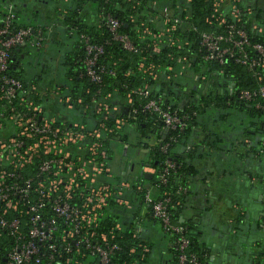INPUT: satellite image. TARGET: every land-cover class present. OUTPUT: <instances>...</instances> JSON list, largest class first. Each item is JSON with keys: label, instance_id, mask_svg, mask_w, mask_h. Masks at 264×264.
<instances>
[{"label": "trees", "instance_id": "obj_1", "mask_svg": "<svg viewBox=\"0 0 264 264\" xmlns=\"http://www.w3.org/2000/svg\"><path fill=\"white\" fill-rule=\"evenodd\" d=\"M252 1L71 0L72 4L63 14L66 32L72 33L76 40L72 54H68L64 60L67 69L65 76L71 84L60 88L61 91L69 97V103L75 110L93 114L99 123H103L106 143L124 141L128 124H132L141 137L152 140L151 143L142 144L144 147H151V164L158 171L151 178L142 176L132 180L133 193L147 209L149 218L154 221L151 205L142 202L143 191H139L138 186L146 187L145 184H149L154 189L153 195L158 199L170 196L167 207L171 218L184 226V234L190 241L187 250L196 254L201 264H209V254L201 242V234L193 222L180 220V212L188 195V178L196 172L193 165L187 162L194 151L187 148L181 154L175 150L179 145H186V139L198 118L206 115L209 109L213 110V115L222 118L237 116L243 120L252 119L254 126L264 124V112L256 108L253 102L239 97L243 89L252 90L264 85V66L249 68L228 56L222 62L208 58V51L201 41L202 32L226 34L231 25L234 29L244 30L250 44L259 43L264 47V31L261 30L264 6L257 8ZM8 3L12 4V12L18 19L25 9L18 0H0V18L5 15L4 7ZM217 3L220 4L219 7ZM164 5L171 9L168 17L160 12ZM233 12H236V17ZM91 14L94 16L92 19ZM107 15L118 20L117 31L128 36L134 46L133 50L125 49L121 42L112 38L113 33L106 22ZM166 18L169 21L166 25L168 30H164L163 26L159 27V23ZM174 18H178V22L173 23ZM13 26L38 27L29 18L25 22L15 21ZM81 35L88 38L89 43L102 46L103 51L97 55L93 66L100 76L99 82L90 80L86 74L85 41ZM20 48L23 46L12 50L8 72L19 78L24 88H28L29 82L22 76L20 62L14 57L16 49ZM244 48L249 57L258 56L251 45H245ZM182 66L184 70H190L193 75L198 76L197 87L186 89L178 81L177 70ZM143 88L149 89L147 97L138 93ZM34 98L41 100L40 93L35 94ZM147 98H160L163 107L184 118L186 126L166 130L156 114L144 109ZM103 102L110 107H117L106 119H103L102 111L96 113L93 108ZM260 102L264 104V98H260ZM84 106L85 110L82 109ZM117 118L124 122L120 127L115 123ZM252 123L249 124L253 125ZM254 126L253 130L257 131L258 126ZM246 129L249 127L245 128V132ZM260 130L262 138L256 144V152L264 157V125L260 126ZM165 143L168 146L162 151L161 147ZM166 158L175 163V168L165 174V181H160L157 176L163 173V161ZM180 187L182 188L179 189ZM121 208L122 205L111 200L97 226L99 231L113 235L112 241L117 245L108 264H144L148 260L151 244L140 231L137 232V216H134L136 219L133 222L116 227ZM164 232L171 235L174 264H178L174 236L168 231ZM3 243L7 245L0 243L1 252L7 250L10 242ZM261 253L264 264V248Z\"/></svg>", "mask_w": 264, "mask_h": 264}, {"label": "built area", "instance_id": "obj_2", "mask_svg": "<svg viewBox=\"0 0 264 264\" xmlns=\"http://www.w3.org/2000/svg\"><path fill=\"white\" fill-rule=\"evenodd\" d=\"M4 9L5 15L0 18V243H10L5 252L0 251V264H108L117 245L112 241L113 235L99 231L97 226L111 200L125 209L131 206L128 194L134 179L113 173V148L109 145L113 141L105 142V128L97 117L75 110L59 87L51 95L59 106L73 114H50L46 101L34 98L40 93L36 85L24 88L22 81L8 72L14 48H41L45 37L39 27L13 26L18 19L12 4H5ZM160 12L168 17L171 9L164 5ZM167 19L162 22L164 30H168ZM178 20L174 18L173 23ZM106 22L112 38L125 49L133 50L128 36L117 31L118 20L107 15ZM228 27L226 34L201 33L207 57L222 62L228 56L249 68L264 66V47L250 44L244 30ZM81 38L85 41L86 74L99 82L93 66L102 46L89 43L82 35ZM245 45H251L258 56L249 57ZM138 93L147 97L149 89ZM239 97L264 112L260 102L264 85L243 89ZM143 107L156 114L166 130L186 126L184 118L163 107L160 98H147ZM93 108L96 113L103 112V119L117 110L104 102ZM115 123L117 127L124 124L121 118ZM167 146L165 143L161 150ZM163 164V173L157 176L160 181H165V174L175 168L168 158ZM150 169L152 176L158 171L153 165ZM138 190L143 191L142 202L151 205L152 215L163 231L173 234L178 264H201L196 254L187 250L190 241L184 226L171 218L167 207L170 196L158 199L153 195L154 189L142 185Z\"/></svg>", "mask_w": 264, "mask_h": 264}, {"label": "crops", "instance_id": "obj_3", "mask_svg": "<svg viewBox=\"0 0 264 264\" xmlns=\"http://www.w3.org/2000/svg\"><path fill=\"white\" fill-rule=\"evenodd\" d=\"M40 1L42 8L48 5L47 0ZM58 1L53 9L54 15L46 8L42 20L37 17L38 10L37 14L35 12L30 17L26 16L25 12L20 14L18 21L25 22L28 18L34 20V24L43 31L45 40L38 49L30 46L16 49L14 57L20 62L21 68L28 54L34 67L48 59L57 61L60 57L59 71L64 81L56 78L53 87L39 89L34 80H27L29 84L36 85L41 99L46 101L48 112L59 117L73 113L59 106L51 91L71 84L65 76L67 69L64 60L68 54H72L76 38L72 33L66 32L63 23V14L72 2ZM252 2L257 8L264 6V0ZM18 3L25 6L23 0H18ZM90 18L94 16L91 14ZM262 20L261 30L264 31V16ZM162 26L163 24L159 23V27ZM66 38H70V41ZM26 48H29L28 52ZM49 48L54 55H42V51H49ZM177 71V79L186 89L198 86L199 78L193 75L192 71L184 70L183 66ZM213 114V110L209 109L206 115L199 117L186 139V145H179L175 150L183 154L187 148L192 149L193 156L187 159V162L196 170L195 174L188 178V195L180 212V220L193 222L200 232L201 242L209 254V264H263L261 252L264 248V157L256 152V144L262 138L260 126L264 124L254 126L250 118H222ZM253 126H258L259 129L255 131ZM126 137L124 141L113 142H126ZM143 144L135 149V153L147 155L144 162H141V157L134 160L128 155L124 158L119 155L112 165L116 176L125 174L131 179H136L144 172L151 173V147H144ZM111 146L114 150V146ZM145 186L150 187L149 184ZM128 195L131 206L119 209V224L133 222L136 219L134 216H137L138 231L151 244L148 260L144 264H174L171 235L163 231L159 222L149 218L147 209L140 204L132 189Z\"/></svg>", "mask_w": 264, "mask_h": 264}, {"label": "rangeland", "instance_id": "obj_4", "mask_svg": "<svg viewBox=\"0 0 264 264\" xmlns=\"http://www.w3.org/2000/svg\"><path fill=\"white\" fill-rule=\"evenodd\" d=\"M24 4H25V15L26 16H33L36 12L37 14V10H38V14L37 17L39 19H43V15H44V10L47 8V10L52 11L55 7L56 4L59 3L58 0H47L48 1V5H46V7H41L42 2L40 0H31L32 2H27L26 0H23ZM41 9V10H40ZM54 15V12L52 13ZM67 41H70V38H66ZM47 44H50L49 42H47ZM29 47V46H27ZM29 51V48H26V52ZM46 51H48L46 49ZM42 51V55L44 56H49V54H53L52 50L49 48V51ZM32 53V52H31ZM47 53V54H46ZM34 55V53H33ZM29 54L25 57L23 64L24 65L22 67V70H24V72L22 73V76L26 79V80H34L35 83H37V87L39 89H45L48 87L51 88L53 87V83L55 82L56 78L64 81V78L62 77V73L59 71V68L61 67L60 65V61L59 58L56 60H46L43 66L42 63H40V65L38 67H34L32 64V60L29 57ZM28 58V60H26ZM61 63H63V61L61 60ZM43 67H45V69H43ZM125 133L127 134L126 136V142H121V143H115V142H110L109 145H113L114 146V150H113V157L114 160L118 158V156L120 155V158H124L125 156H129L132 159H139V157H141V162H144L143 160H145L147 155H144L143 153H140L139 155L135 153V149H138L141 144L143 142L146 143H151L152 140H148L146 138L141 137L138 132L135 131L134 127L132 126V124H128L125 128ZM143 146L141 147V150H143Z\"/></svg>", "mask_w": 264, "mask_h": 264}, {"label": "water", "instance_id": "obj_5", "mask_svg": "<svg viewBox=\"0 0 264 264\" xmlns=\"http://www.w3.org/2000/svg\"><path fill=\"white\" fill-rule=\"evenodd\" d=\"M144 176H145V178H151L152 177V174L151 173H144Z\"/></svg>", "mask_w": 264, "mask_h": 264}]
</instances>
